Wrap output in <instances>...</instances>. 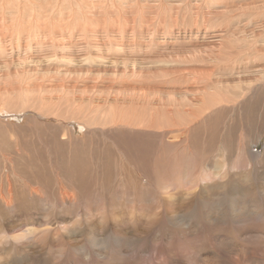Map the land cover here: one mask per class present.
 <instances>
[{
    "label": "rangeland",
    "instance_id": "obj_1",
    "mask_svg": "<svg viewBox=\"0 0 264 264\" xmlns=\"http://www.w3.org/2000/svg\"><path fill=\"white\" fill-rule=\"evenodd\" d=\"M140 2L160 4L159 9H145L151 21L158 16L165 20V10L175 0ZM247 2L207 0L208 10L196 24L176 18L171 26L186 33V28L205 25L210 18L214 27L246 35L257 21L249 24L233 5ZM166 84L170 88L174 83ZM258 99L252 98L236 114L219 113L204 125L210 130L194 136L189 149L182 143L166 149L119 150L95 149L91 137L62 149L56 132H63L48 127L60 120L47 114V125L39 117L42 112L22 111L26 105L0 99V264H264V103L257 104ZM67 122L74 133L84 132L77 122ZM147 152L156 155L152 169L146 167ZM226 170L228 176L221 178ZM228 178L226 188L215 184ZM11 184L15 199L9 207L1 198ZM33 189L41 193L31 196ZM65 191L73 194L63 195ZM231 200L241 207L237 217L230 211ZM47 229L43 243L40 235ZM85 254L91 256L89 261Z\"/></svg>",
    "mask_w": 264,
    "mask_h": 264
},
{
    "label": "bare ground",
    "instance_id": "obj_2",
    "mask_svg": "<svg viewBox=\"0 0 264 264\" xmlns=\"http://www.w3.org/2000/svg\"><path fill=\"white\" fill-rule=\"evenodd\" d=\"M113 2L118 3L120 0H57L55 3L103 5ZM63 10H52L47 20L39 10L26 15L24 22L32 26L31 30L21 29L14 36L5 31L4 19L0 14V99L4 104L26 105L22 111L34 109L32 111L42 112L45 115L41 114L39 117L44 123L47 114L57 120H63L67 128L62 127L60 123L63 122L60 121L49 123L51 125L48 126L63 132L62 135L61 133L57 135L56 132L57 138L54 137L59 140L57 142L61 143L62 149H71L74 143L83 141L86 137L95 140V149H156L157 146V149H166V145L181 146L182 143H186V149H189L195 143L194 136L201 131L210 130L211 127L204 125L214 120L219 113L225 110L235 113L246 107L256 96L259 98L257 104L264 103V56L257 53L244 58L246 62L239 63L236 60L237 56L228 55L214 63L212 57L220 53L229 29L222 25L214 27L210 24V18L205 20V25L186 28V33L174 30L172 26H157L154 37L150 39L151 29L146 26L150 21L149 9L141 13L145 23L139 27L134 23L135 12L132 10H124L119 14L110 10L107 15H102L101 10L97 8ZM109 18L122 22L123 26L118 28L114 24L109 25ZM11 21L13 24L17 23V17L13 16ZM160 21L164 22L162 19ZM81 34L87 35V44L80 40ZM182 38L186 40L181 41ZM89 46L94 49L91 53L88 50ZM129 47L133 48L134 52L131 57L132 63L126 69V77L123 66H102L97 63L91 68L94 75L104 73L112 76L110 81H101L99 85L96 83L100 81L99 76L93 81L89 80L77 86L74 81L70 83L64 79L50 77L48 73H44L47 70L44 64L37 67L42 48L47 55H52L51 49H54L56 57L62 59H86L91 54L98 59L108 60L103 51L105 48ZM207 49L211 50L206 51ZM4 50L10 52L9 58L3 55ZM218 69L223 72L215 73ZM234 69L240 71L224 74V71ZM85 70L87 69H81ZM168 81L170 84L174 83L170 88L166 87ZM33 120H36L35 117ZM69 120L80 124L84 132L74 133L67 125ZM110 134L117 137L109 136ZM214 141L218 143L216 138ZM148 154L147 152V157L145 156L146 167L152 169L155 167L152 161H155L156 155L152 157ZM228 171L219 176L221 178L228 176ZM75 178L77 179L76 176ZM211 178L212 175L209 179ZM228 182L229 178L215 184H220L224 188ZM87 184L85 188L88 187ZM9 190V196L4 194L5 199L1 200L10 207L15 199L12 195V184ZM68 192L65 191L63 195L70 196ZM40 193L39 189H33L29 194L33 196ZM16 198L25 201L20 195ZM231 204V213L236 215L234 217L239 216L241 207L233 204L232 200ZM195 206H200L198 201L195 202ZM213 216L211 218L214 219ZM47 235L48 229L41 232L40 238L43 243L46 242Z\"/></svg>",
    "mask_w": 264,
    "mask_h": 264
},
{
    "label": "clouds",
    "instance_id": "obj_3",
    "mask_svg": "<svg viewBox=\"0 0 264 264\" xmlns=\"http://www.w3.org/2000/svg\"><path fill=\"white\" fill-rule=\"evenodd\" d=\"M209 7L207 0H175V3L170 5L165 10V20L161 23L159 16L155 20L147 22V27L151 29L149 33V38L151 39L155 35V28L157 26L170 27L176 18L182 19L186 23L196 24V22L201 18L202 13L205 9ZM235 10L240 14L248 17V22L251 24L253 21H257L255 26L247 35H236L235 33L228 34L225 36L222 42V49L220 53L213 56V62L217 59H221L224 56L234 55L240 58H247L257 53L264 56V0H249L247 3H239L233 5ZM92 9L97 8L101 10L102 15H107L111 11L120 12L124 10H132L135 12L133 17L134 23L137 27L145 23L141 18V13L145 9H159V3H141L140 0H120V2L105 3L103 5H91V4H57V3H34L31 0H0V14L4 19L5 31L12 34L13 36L17 34L21 29L31 30V25L24 22L26 15L33 14L37 10L44 14V19L47 20L51 14L52 10L58 9ZM17 17V23L13 24L11 18ZM115 25L118 28L122 27V22L118 20H112L109 18V25ZM107 33V27H105V34ZM51 39V37H50ZM80 40L87 44L88 37L86 34H81ZM240 41V44L236 42ZM11 45L9 44V48ZM89 52L93 51L90 46L88 48ZM52 55L45 54V49L42 48L41 59L37 61V67L40 64L46 66V71L52 78L64 79L68 82H76L79 86L81 83L86 81H93L95 77L99 76L100 81H97V85L101 81H110L111 75H106L104 73H96L95 75L91 72V68L99 63L100 65H109L112 67L123 66L125 68L124 76H127V67L132 63V55L134 49L129 47L127 49L118 48H105L104 54L109 58L105 60L103 58L93 57L91 54L86 59L76 60L73 58L62 59L55 55V50L51 49ZM79 51V49H78ZM3 55L5 58L10 57V52L4 50ZM120 57H124L120 59ZM64 65L66 67H61ZM76 69L72 71V69ZM81 69H87L81 71ZM84 260L89 261L91 259L90 255L85 254Z\"/></svg>",
    "mask_w": 264,
    "mask_h": 264
}]
</instances>
